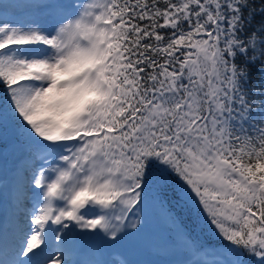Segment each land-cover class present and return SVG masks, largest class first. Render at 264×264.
I'll list each match as a JSON object with an SVG mask.
<instances>
[{
  "label": "snow or ice",
  "instance_id": "obj_1",
  "mask_svg": "<svg viewBox=\"0 0 264 264\" xmlns=\"http://www.w3.org/2000/svg\"><path fill=\"white\" fill-rule=\"evenodd\" d=\"M257 12L251 0H0V136L11 123L21 153L0 264H151L115 250L153 208L173 226L165 251L184 255L158 264H264V127L232 131L254 108L264 117ZM210 226L223 252L204 251L196 233Z\"/></svg>",
  "mask_w": 264,
  "mask_h": 264
},
{
  "label": "rangeland",
  "instance_id": "obj_2",
  "mask_svg": "<svg viewBox=\"0 0 264 264\" xmlns=\"http://www.w3.org/2000/svg\"><path fill=\"white\" fill-rule=\"evenodd\" d=\"M24 0H3V3L19 4ZM10 20L15 21H28L34 17L22 8H9L7 12L3 13ZM5 133L2 135V137ZM7 140V139H5ZM17 142H11L2 150V158H0V204L4 203L5 206L0 205V217L5 218V221L11 216V195L6 197V192L10 194L9 185L13 171L16 168L21 153L18 149L14 148ZM6 185L8 187H6ZM3 207V208H2ZM3 214V216H1ZM141 216L146 220L145 228L141 234L130 236L126 239L124 245L115 250L117 253H123L121 259L127 258L132 261L138 262H151V264H158L160 261H180L184 259L183 253L179 251H165L167 241L170 233L173 230L166 226L169 221L163 217L158 209H148ZM134 231V230H131ZM201 242V241H200ZM202 243V242H201ZM206 253L223 252L229 244L219 243L217 245L205 244ZM212 257L210 255L202 256L201 260H208Z\"/></svg>",
  "mask_w": 264,
  "mask_h": 264
},
{
  "label": "trees",
  "instance_id": "obj_3",
  "mask_svg": "<svg viewBox=\"0 0 264 264\" xmlns=\"http://www.w3.org/2000/svg\"><path fill=\"white\" fill-rule=\"evenodd\" d=\"M133 3H135V0H132ZM251 3L253 4L254 7L257 9L260 8L261 4L264 3V0H251ZM161 8L164 7L163 2L160 4ZM245 15H247V10H245ZM262 19H264V15L260 14L257 12L255 16V20L253 21V26L255 24L259 23ZM162 23V20L160 21ZM131 23H138L141 27H143L145 24H148V20L140 21L138 19H134L131 21ZM162 33L165 31L163 29L160 30ZM147 42V41H145ZM161 63H163V59L161 58L160 60ZM260 100L257 98V103H259ZM232 131L235 136H252L256 137L258 136L257 129L264 127V117L261 116L260 112L257 109H253L250 113V117L247 120L244 121H239L233 120L232 121ZM13 125L10 123L8 125L7 131L4 132L5 135L2 137L0 136V158H2V150L4 149L5 146L9 145L11 142H17V139L15 135L13 134ZM7 139V140H5ZM178 215H182L178 213ZM186 224L189 223V221H184ZM191 230V229H190ZM198 236V239L205 244H217V243H226L230 244V242L226 241L223 239V237L218 236L216 234V230L214 226H210L205 228L203 231H199L196 233ZM245 259H249L247 256Z\"/></svg>",
  "mask_w": 264,
  "mask_h": 264
},
{
  "label": "bare ground",
  "instance_id": "obj_4",
  "mask_svg": "<svg viewBox=\"0 0 264 264\" xmlns=\"http://www.w3.org/2000/svg\"><path fill=\"white\" fill-rule=\"evenodd\" d=\"M9 188H10V185H9ZM6 197H8V192H7V194H6ZM3 207L5 206V204L3 203V205H2ZM2 207V208H3ZM1 210V209H0ZM1 216H3V214H1ZM5 221V218L3 217V218H1L0 217V223H3Z\"/></svg>",
  "mask_w": 264,
  "mask_h": 264
}]
</instances>
